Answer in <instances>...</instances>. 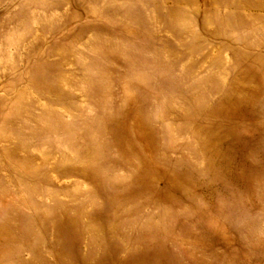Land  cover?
<instances>
[{
	"label": "rangeland",
	"instance_id": "rangeland-1",
	"mask_svg": "<svg viewBox=\"0 0 264 264\" xmlns=\"http://www.w3.org/2000/svg\"><path fill=\"white\" fill-rule=\"evenodd\" d=\"M148 251L264 264V0H0V264Z\"/></svg>",
	"mask_w": 264,
	"mask_h": 264
},
{
	"label": "bare ground",
	"instance_id": "bare-ground-1",
	"mask_svg": "<svg viewBox=\"0 0 264 264\" xmlns=\"http://www.w3.org/2000/svg\"><path fill=\"white\" fill-rule=\"evenodd\" d=\"M119 151V150H118ZM225 162V161H224ZM147 164V163H146ZM149 164V163H148ZM154 165V164H153ZM129 175V174H128ZM108 176V175H107ZM245 176V175H244ZM243 187V186H242ZM196 210V209H195ZM162 214V213H161ZM166 215V214H165ZM65 232H68L66 228ZM178 236V235H177ZM65 244H69L71 239L68 233H66L64 237ZM109 249V248H108ZM142 258L138 256L129 257L124 264H168V261L163 257L159 252L156 251H148L144 255L141 256Z\"/></svg>",
	"mask_w": 264,
	"mask_h": 264
}]
</instances>
